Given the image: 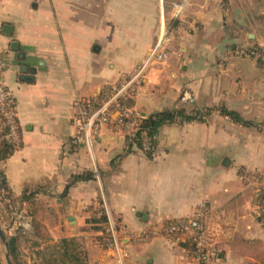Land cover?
Wrapping results in <instances>:
<instances>
[{
  "label": "crops",
  "instance_id": "crops-1",
  "mask_svg": "<svg viewBox=\"0 0 264 264\" xmlns=\"http://www.w3.org/2000/svg\"><path fill=\"white\" fill-rule=\"evenodd\" d=\"M161 39L167 58L147 65L133 110L141 122L195 119L162 124L156 155L136 126H105L92 157L75 141L74 102L131 77ZM263 44L264 0H0V82L20 136L0 162L9 194L48 243L74 239L87 264H118L111 225L126 264H199L169 228L200 204L217 252L204 264H264V63L251 55ZM103 215L106 227L94 222Z\"/></svg>",
  "mask_w": 264,
  "mask_h": 264
},
{
  "label": "built area",
  "instance_id": "built-area-1",
  "mask_svg": "<svg viewBox=\"0 0 264 264\" xmlns=\"http://www.w3.org/2000/svg\"><path fill=\"white\" fill-rule=\"evenodd\" d=\"M182 7V2L174 5L177 16L180 15ZM163 42L164 39H161L151 52L147 62L131 77L121 80L116 85L107 86L98 99H83L74 102L75 141L83 145L92 157L94 156V145L97 136L103 127L113 124L119 126L133 125L139 130L142 118L132 107L135 87L143 78L149 63L163 61L167 58V52L162 50ZM251 55L264 63V45L253 50ZM5 66V62L0 58V75ZM181 100L183 103L188 104L194 101V97L189 90H185ZM0 134V141L5 140L13 144L20 141L15 101L2 82H0ZM143 149L152 155L158 154L151 140H147ZM206 210L205 204H200L195 216L187 226L179 225L169 228L170 233L184 232L188 235V238L194 243L193 258L199 264L211 261L217 256L215 247L211 246L210 238L206 233ZM262 214H264V211ZM109 234L108 245L116 251L118 264H126L129 254L121 247L119 240L116 238L113 225H111Z\"/></svg>",
  "mask_w": 264,
  "mask_h": 264
},
{
  "label": "rangeland",
  "instance_id": "rangeland-1",
  "mask_svg": "<svg viewBox=\"0 0 264 264\" xmlns=\"http://www.w3.org/2000/svg\"><path fill=\"white\" fill-rule=\"evenodd\" d=\"M261 214L259 211V217ZM0 226L7 242L15 239L16 255L10 254L12 264H48L49 260L57 261L55 264H58L61 258L57 253L59 243L47 242L41 226L30 222L28 213L4 187L0 188ZM210 242L211 246H215L211 239ZM6 254V247L0 238V264H8Z\"/></svg>",
  "mask_w": 264,
  "mask_h": 264
},
{
  "label": "trees",
  "instance_id": "trees-1",
  "mask_svg": "<svg viewBox=\"0 0 264 264\" xmlns=\"http://www.w3.org/2000/svg\"><path fill=\"white\" fill-rule=\"evenodd\" d=\"M223 113L226 116L233 118L234 120L241 121V118L236 113L229 112V111H223ZM176 117H181L183 118V120H187V121H191L195 119L192 116L185 115V112L183 110H178L172 113H165V114L158 116L157 118L153 120L151 119L144 120L141 123L138 132L134 135L133 138L135 139L136 143H138V145L141 148H144L147 140L148 141L152 140V137L156 134L158 128L162 124H164L166 121H173ZM0 137H1V134H0ZM18 146H19V143L13 144L5 140L0 141V162L6 161L7 159H9L13 155V153L16 151ZM1 187H4L5 191L9 192L4 174L2 172H0V188ZM256 203L259 206L260 213H262L264 211V192L263 191H260L259 194L257 195ZM258 219H259V222L262 223V225L264 226V214H261ZM94 222L102 224L104 227L108 226L109 224L107 217L104 215L101 216L99 220H95ZM103 232H106V228L103 229ZM187 242H188V249L191 250V252L194 254L195 248H194L193 241L189 239L187 240ZM14 243H15L14 238H12L8 242L9 247H10V254L12 256L16 255ZM57 246L59 248L57 253L61 257L60 260H58L59 261L58 264H87L85 256H83L81 252H79L78 250L79 247L74 239H63L59 242ZM56 262L57 261L49 260L48 264H55Z\"/></svg>",
  "mask_w": 264,
  "mask_h": 264
},
{
  "label": "water",
  "instance_id": "water-1",
  "mask_svg": "<svg viewBox=\"0 0 264 264\" xmlns=\"http://www.w3.org/2000/svg\"><path fill=\"white\" fill-rule=\"evenodd\" d=\"M0 238H1V240L3 241V243H4L5 247H6V251H7L6 259H7V262H8V264H12V262L10 260V247H9V244L7 242V239H6V237H5L4 233H3V230L1 228V226H0Z\"/></svg>",
  "mask_w": 264,
  "mask_h": 264
}]
</instances>
